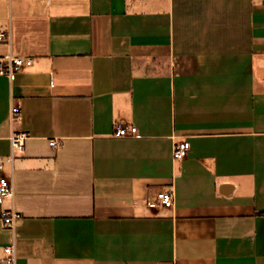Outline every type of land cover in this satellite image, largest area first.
Here are the masks:
<instances>
[{"label": "crops", "instance_id": "1", "mask_svg": "<svg viewBox=\"0 0 264 264\" xmlns=\"http://www.w3.org/2000/svg\"><path fill=\"white\" fill-rule=\"evenodd\" d=\"M0 32L33 60L0 75V264H264V0H0Z\"/></svg>", "mask_w": 264, "mask_h": 264}, {"label": "built area", "instance_id": "2", "mask_svg": "<svg viewBox=\"0 0 264 264\" xmlns=\"http://www.w3.org/2000/svg\"><path fill=\"white\" fill-rule=\"evenodd\" d=\"M11 37L9 33L0 32V41L10 43ZM33 64V60L30 58L14 57L8 55L4 59L3 65L0 67V75L7 76L12 79L20 71L30 68ZM21 119V107L19 105H13L10 113V121L12 123ZM113 137L117 139L122 138H135L138 136V129L132 125L116 123L113 129ZM27 135L25 133L15 134L11 137L12 146L15 148H23ZM51 146L56 147L57 143L52 141ZM190 149V145L187 141H181L178 143L173 151V157L175 160H183L187 157ZM15 196L14 181L8 177H0V201L7 199H13ZM155 201L158 206L170 209L174 205V196L171 191H159L156 194ZM2 218L5 226L14 232L16 224L21 220L22 215L10 209L2 214ZM16 248L15 244L4 247V257L1 264H16Z\"/></svg>", "mask_w": 264, "mask_h": 264}]
</instances>
